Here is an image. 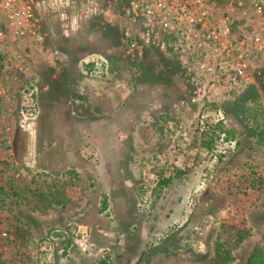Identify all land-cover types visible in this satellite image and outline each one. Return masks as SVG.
I'll return each instance as SVG.
<instances>
[{"label":"rangeland","instance_id":"rangeland-1","mask_svg":"<svg viewBox=\"0 0 264 264\" xmlns=\"http://www.w3.org/2000/svg\"><path fill=\"white\" fill-rule=\"evenodd\" d=\"M213 1L234 15L250 8V0ZM53 5L64 9L47 13L43 49L0 48V78L2 73L16 75V84L9 88L0 81V264H98L106 252L109 264H134L143 250L140 264H213L217 241L231 251L228 264H245L253 251H264V59L257 64L260 76L254 82L226 86L217 95L235 141L218 143L210 154L199 147L195 109L184 104L185 110L164 107L157 117L133 125L112 119L114 125L106 113L88 135L80 131L79 142L69 132L65 150L61 139L54 149L46 146L51 153L45 151L47 161L41 162L42 143L54 138L51 126L44 140L40 138L39 108L60 96L67 101L72 94L61 92L63 85L56 81L48 91L34 89L39 86L31 85L26 74L34 70L38 85H43L40 55L45 59L51 54L50 64L61 73L74 63L102 76L105 67L99 59L83 63L79 58L88 48L110 49L119 59L111 61L118 75L109 84L133 92L139 75L134 73L135 60L123 62L127 54L120 42V12H112L111 24L104 25L98 16L79 17L70 0H54ZM147 63H140L145 70L151 69ZM169 68L153 71L158 88L176 84ZM141 80L137 84L146 86L143 75ZM123 134L137 138L146 156L129 157V163L121 158L118 164L114 157L103 156L106 149L123 150ZM69 154L77 162L72 167H67ZM176 167L189 171L157 197L155 182L168 178ZM120 183L125 186L118 187ZM103 196L108 202L101 213ZM236 233L247 234L238 246Z\"/></svg>","mask_w":264,"mask_h":264},{"label":"built area","instance_id":"built-area-1","mask_svg":"<svg viewBox=\"0 0 264 264\" xmlns=\"http://www.w3.org/2000/svg\"><path fill=\"white\" fill-rule=\"evenodd\" d=\"M53 1L0 0V48L13 45L40 48L45 44L47 13L64 9L61 5L54 7ZM70 3L79 17L91 20L98 16L104 25L111 24L112 12H120L123 15L120 42L127 55L176 57L183 102L195 109L199 132H205L220 120L224 122L219 111L221 104L216 101L222 88L252 83L256 75L260 76L257 64L264 59L261 0H250L248 12L235 15L213 0H70Z\"/></svg>","mask_w":264,"mask_h":264},{"label":"crops","instance_id":"crops-1","mask_svg":"<svg viewBox=\"0 0 264 264\" xmlns=\"http://www.w3.org/2000/svg\"><path fill=\"white\" fill-rule=\"evenodd\" d=\"M102 40H104L105 43L111 42L110 38H104ZM43 46L39 49H43ZM83 53L84 56H80L81 58H79L84 61L83 63H91L98 59L103 63L105 70L102 73V76L97 75V73L94 72L95 69L87 71L78 64V66H73L76 65L74 63L72 66H68L69 69L67 73H61L50 64L54 60L51 54H48L46 56L47 58L44 57L45 59H43V56L40 55V62L43 64V68H45V72L41 74L42 81H44L43 85H38L39 81L36 80V72L34 70L30 69L26 74V76L30 77L31 85H34L35 87L39 86V88H34L35 90L38 89L40 92L48 91L51 89L52 83L56 81L63 85L61 92L70 91L72 94L68 100L66 99L67 101L60 96L61 100H47L41 104L40 108L38 107L40 111L39 117L36 121L37 124H39V131L41 134L40 138L44 140V135H46L45 132L48 131V126H51L50 135L54 138L53 141L49 140L48 143L47 141L42 143L45 145V148H40L39 156L41 158V162L47 161L46 158L48 154H46L45 151L51 153V150L50 152L47 151L48 148H46V146H51L50 148L54 149L56 146V139H61L63 142V150H65L67 147V141L69 140V132L76 134L75 136L77 137V142H79L80 131H82L85 135H88L89 132H92L91 126L99 123L101 120H104L106 113V115H109L108 117L114 125L116 124L114 123L115 121H112V119H117V121H121L123 119V124L133 125L139 121L143 123V121L149 119L150 117H155L157 115L155 113L158 109H162L164 107L174 108L175 110H185L182 107L184 102L182 97V85L179 83L180 67L179 61L176 57L168 59L164 58L162 60H151L150 58H134L133 55L124 56L123 62H126V64L129 61L135 60L134 73L136 72L137 75L139 74L137 76L138 81L141 80L142 75L144 76L145 81H147V84H145L146 86L141 85L144 81L141 80V84H137L138 81H136L135 90L130 92L126 90L123 91L121 87H114L108 82L110 81V83H112V80L118 75L117 72L111 68V61L119 59L113 57L112 53L114 52L110 51V49H103L101 52H97L95 48H88ZM8 60L13 61L11 58ZM58 60H60V58H58ZM142 62H148L147 65L150 66L151 69L148 68L145 70L142 67L143 65L140 64ZM156 67H158L157 71L159 72H162L160 69L170 67L167 70L170 73V77H174L172 78L176 81V84L173 87H169L167 90L158 88V83H154L158 79H155V75L153 73ZM15 76L16 75L14 74L9 75L2 73L0 81L4 84H8L6 85V88H9L16 84L14 79ZM2 83H0V85ZM2 107L3 106L1 104V118L3 116ZM102 110H107V112L102 113ZM123 110L127 112V114L125 113L127 119L123 116ZM64 112L65 116H63ZM64 125H67L68 127L64 128ZM130 136L132 135L123 134V150L106 149L102 151L103 156L114 157V164H118V162L121 163V158L126 159V162L129 163L127 161V158L129 157H145L147 153L144 152L143 145L140 146V141L138 142L137 138H132ZM108 140L111 139L108 138L107 141ZM128 141L132 142L133 145L131 147L133 148H128ZM42 144L40 145L42 146ZM135 149L137 150L135 151ZM63 150L60 151L61 157H63ZM35 153L32 156H37ZM65 153L67 154L66 151ZM54 156L57 155L55 154ZM72 157L73 155L69 154L68 158L70 161L68 162L67 167H72L74 166V163H77L76 161L74 162L73 159L71 160ZM117 157L119 160L116 159ZM48 170L46 169L47 172ZM119 181L122 182L123 178ZM117 186L123 188L125 185H121L120 183V185ZM106 201L108 202L107 198Z\"/></svg>","mask_w":264,"mask_h":264},{"label":"trees","instance_id":"trees-1","mask_svg":"<svg viewBox=\"0 0 264 264\" xmlns=\"http://www.w3.org/2000/svg\"><path fill=\"white\" fill-rule=\"evenodd\" d=\"M133 57H138L139 59L143 58H153L150 54H133ZM164 59V58H162ZM159 60V59H156ZM94 64H91V68L94 67ZM2 67V54L0 51V68ZM93 70L89 68L87 71ZM235 137V134L233 130L228 128L225 122L220 120L215 125L209 127L208 130L205 132H200V138H199V147L203 152H206L207 154H210L214 152L216 145L218 143H231L235 140L233 139ZM163 171V170H162ZM188 169L186 168H172L169 172L171 173L168 178H162L160 177L154 185V189L157 191V197L160 196L163 192H165L166 189H168L172 183L173 180L178 179L182 177L183 175H186L188 173ZM165 173V171H163ZM107 208L106 204V197L103 196L102 200L100 202L99 206V212H104ZM236 237L234 239V245L238 246L246 237L247 234L242 235L239 233H236ZM150 246V245H149ZM214 260L213 264H228L232 260L231 251L229 249L223 248V243L221 242H215L214 243ZM144 254V250L140 252L137 260L134 264H140L142 261V257ZM109 257V258H108ZM110 263V254L105 253L102 259L98 262V264H109ZM245 264H264V251L263 250H255L251 253V255L248 257Z\"/></svg>","mask_w":264,"mask_h":264}]
</instances>
